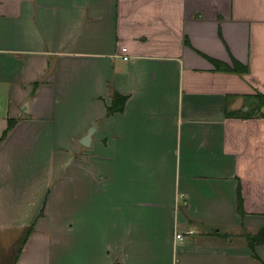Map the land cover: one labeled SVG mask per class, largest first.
Wrapping results in <instances>:
<instances>
[{
	"label": "crops",
	"instance_id": "obj_1",
	"mask_svg": "<svg viewBox=\"0 0 264 264\" xmlns=\"http://www.w3.org/2000/svg\"><path fill=\"white\" fill-rule=\"evenodd\" d=\"M257 94L264 0H0V231L33 226L19 263L62 246L63 264H264V116L238 114ZM65 143L78 165L51 154ZM56 180L65 214L39 240Z\"/></svg>",
	"mask_w": 264,
	"mask_h": 264
},
{
	"label": "rangeland",
	"instance_id": "obj_2",
	"mask_svg": "<svg viewBox=\"0 0 264 264\" xmlns=\"http://www.w3.org/2000/svg\"><path fill=\"white\" fill-rule=\"evenodd\" d=\"M28 147V144L24 143L22 144V154H25L24 157V164L26 165H32L33 160L36 161L38 160V156L32 151V152H27L26 148ZM37 148H39V145H36ZM41 147V152H40V157L41 160H43V163H45V160L48 157V154L45 150L49 147V145H40ZM79 145H73V143H65V144H56L53 145V147L51 148V154L55 152H57L58 150H61L63 148H71L72 151H74V155H75V160H73L77 165L79 164ZM25 148V150H24ZM30 155V156H28ZM50 155V154H49ZM47 156V157H46ZM46 157V159L44 160V158ZM42 166V165H41ZM25 170H23L24 172ZM29 176H25V178L28 179ZM37 179L39 180V177H37ZM55 182L53 183L54 186ZM63 183H67V182H57L56 184H60V188L59 190L56 192L55 195H53V198L51 199V201H48L47 203V209L45 210L46 212V216L44 217L45 220L37 223L35 228V231L39 237V240L45 235L47 236L48 234L53 238V236L51 235V233L53 232L55 226H60L59 222L61 219H63L64 216V198H63V186H61ZM72 184V183H69ZM76 185L79 184V180H76L75 182ZM52 185V186H53ZM53 193V192H52ZM67 199L64 201V203H66ZM70 205H72V214L73 216H75L76 214L80 213L79 211V206H80V201L77 199H75L74 197L70 200ZM81 209L83 211H85L86 213L89 214L88 212V208H83V206H81ZM67 214V213H66ZM30 230V227L28 228H8V229H4L2 231H0V264H20L19 263V259L21 258V253L20 250H23L25 245L24 242L25 240L28 238V232ZM47 234V235H46ZM57 235H63V233H58ZM34 236V240H35ZM33 240V243H34ZM43 240H41L42 242ZM24 245V247H23ZM47 248V247H46ZM58 249V250H56ZM55 249V251L60 252V256L58 259V263L57 264H63L64 263V259H63V252L64 248H62V246L57 247ZM22 252V251H21ZM57 252V253H58ZM56 253V252H55ZM32 258L30 256H27L24 258V262H22L21 264H27ZM17 262V263H16Z\"/></svg>",
	"mask_w": 264,
	"mask_h": 264
},
{
	"label": "trees",
	"instance_id": "obj_3",
	"mask_svg": "<svg viewBox=\"0 0 264 264\" xmlns=\"http://www.w3.org/2000/svg\"><path fill=\"white\" fill-rule=\"evenodd\" d=\"M212 63L217 71L221 72H230V73H237V74H243L247 72L248 68L244 66L243 64L233 61L232 66H228L224 63H221L219 61L212 60ZM255 104L252 105L251 109L246 112V113H238L239 116L243 118H251V117H256V116H264V95L262 94H257L254 98ZM127 101V98L125 96H122L118 93L114 95L113 101L111 106L108 107L107 109V114L110 116L116 112H123L125 103ZM231 116H236L237 113L232 112L230 113ZM237 114V116H238ZM16 122L13 120L8 121V128L7 130L3 133L2 137L0 138V143L5 140V138L8 136L9 132L14 128ZM238 204H239V211L242 213L243 212V200L241 198V195L239 193L238 195ZM33 230V226L30 227V230L28 232V236L31 234ZM27 242V239L25 240L24 244ZM248 242L251 248L254 249V247L257 244H262L264 243V228H262L257 234L255 235H250L248 237ZM24 246V245H23ZM22 250H20L21 253ZM254 257L256 258V254H254Z\"/></svg>",
	"mask_w": 264,
	"mask_h": 264
},
{
	"label": "water",
	"instance_id": "obj_4",
	"mask_svg": "<svg viewBox=\"0 0 264 264\" xmlns=\"http://www.w3.org/2000/svg\"><path fill=\"white\" fill-rule=\"evenodd\" d=\"M95 127L96 125H94L93 128H91L87 135L83 138V140L81 141V145L85 146V147H90L91 146V136L93 135L94 131H95Z\"/></svg>",
	"mask_w": 264,
	"mask_h": 264
},
{
	"label": "built area",
	"instance_id": "obj_5",
	"mask_svg": "<svg viewBox=\"0 0 264 264\" xmlns=\"http://www.w3.org/2000/svg\"><path fill=\"white\" fill-rule=\"evenodd\" d=\"M177 238H178V239H181V236H180V235H178V236H177Z\"/></svg>",
	"mask_w": 264,
	"mask_h": 264
}]
</instances>
